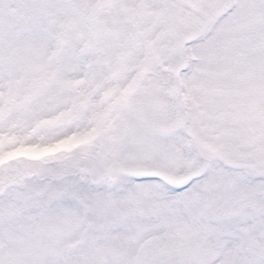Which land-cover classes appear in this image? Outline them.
<instances>
[{"label":"snow or ice","instance_id":"1","mask_svg":"<svg viewBox=\"0 0 264 264\" xmlns=\"http://www.w3.org/2000/svg\"><path fill=\"white\" fill-rule=\"evenodd\" d=\"M0 264H264V0H0Z\"/></svg>","mask_w":264,"mask_h":264}]
</instances>
